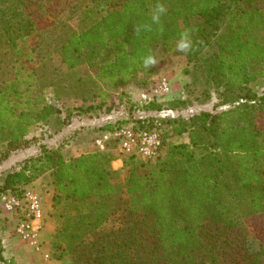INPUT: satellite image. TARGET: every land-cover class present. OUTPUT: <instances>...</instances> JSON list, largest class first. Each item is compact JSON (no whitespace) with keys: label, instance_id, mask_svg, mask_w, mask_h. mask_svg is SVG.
Returning a JSON list of instances; mask_svg holds the SVG:
<instances>
[{"label":"trees","instance_id":"trees-1","mask_svg":"<svg viewBox=\"0 0 264 264\" xmlns=\"http://www.w3.org/2000/svg\"><path fill=\"white\" fill-rule=\"evenodd\" d=\"M87 1L88 25L73 31L55 17L42 23L50 0H0V164L28 147L31 127L61 114L55 99L33 96L35 84L86 67L106 88L125 86L151 74L145 59L171 52L184 33L190 88L200 97L191 105L170 100L168 109L228 108L159 120L189 142L148 169L129 157L123 196L105 153L66 159L46 148L8 172L1 192H20L47 174L57 223L51 246L68 264H264V230L246 222L264 220V86L253 90L264 82V0ZM1 249L0 239V262L11 264Z\"/></svg>","mask_w":264,"mask_h":264},{"label":"rangeland","instance_id":"rangeland-1","mask_svg":"<svg viewBox=\"0 0 264 264\" xmlns=\"http://www.w3.org/2000/svg\"><path fill=\"white\" fill-rule=\"evenodd\" d=\"M42 7L39 17L43 18L41 20L43 24L47 23L45 18L55 17L60 23L65 25L63 26L64 29L80 31L88 25V15L85 16L84 14L85 10L90 7L87 0H50V3L47 2ZM94 17L97 18L95 13ZM46 26H39L38 31L42 30L40 28ZM52 57L53 60L51 63L54 67H59V57L57 55H53ZM155 61L151 74H139L136 80L130 84L112 89L106 88L96 80L91 74V71L86 67L73 70L65 69L59 75L52 74L51 81H44L42 79L43 81L40 84H35L32 92L34 94L33 96H42L45 100L55 99L61 108V114L57 119L49 120L48 123L36 124L31 127L26 136L28 147L10 153L7 160L11 157H18L14 162L4 165L3 161L0 164V188L2 186V179L8 172L18 169L23 161L39 155L43 148L58 150L66 159L94 151H101L112 160L111 167L118 175L117 190L123 196L124 180L128 177V168L126 167L128 163L127 159L130 156L120 154L118 145L112 141L105 142L100 146L96 144V141L100 139L99 137L102 133L108 132L104 130L105 126H113L109 130L112 131L117 126L116 123L123 124L127 123V121L138 123L145 122L149 119H153L152 123L156 121L160 123L159 120L165 118L183 117L187 119L202 111L220 112L228 108V106H222L213 109L212 103H209L205 105L194 104L180 112L169 110L170 103L168 101L170 100L185 98V101L191 105L199 99V94L196 95V92H192L194 90L190 88L193 86L191 78L192 65L187 63L183 56V51L178 50L177 47L169 53H158ZM35 62L33 65L36 68L40 62ZM160 77L167 80L170 86V94L164 98L162 103H157L161 105V111H143V107L147 105L141 106L138 103L137 90L149 87L153 83V80ZM261 86H264V82L259 81L253 86V90L258 91ZM213 91V88L210 89L212 96L215 95ZM141 113H158L160 115L157 117L148 116L144 120H135L134 115ZM260 125L264 128V121H260ZM161 126L163 133H165L164 137L166 138L162 158L166 157L167 151L171 146L181 143L187 144L189 142L187 134L175 136L172 134V128L169 125L161 124ZM119 157H122V161L119 162L121 163L120 167L112 163ZM144 165L148 169L154 163ZM25 190L39 195L43 203L44 216L46 213V215L48 214L52 218L51 224L54 226V232L49 244L45 247L42 241L39 240V234L34 242H25L18 238L15 234V226L20 215L8 213L4 209L2 200L4 196L11 194L16 197H21ZM51 198L52 187L47 174L40 176L20 192L18 190L17 192L3 194L0 190V225L3 227L0 231V239L2 257L6 263L28 264L19 261L18 263L17 260H14L15 258L7 257L5 253L6 249L3 247L5 232H8L6 235H11V238H16L17 243L14 246L20 254V251L24 250V245L25 247L31 248V250L33 249V252L31 251L32 254L35 252V255L40 257L36 258V260L40 259L47 264L70 263V258L67 255H64L58 261L57 254L59 253L51 246L57 230V223L54 217L51 216ZM246 222L254 224L259 231L264 230V220L260 216L250 218ZM0 264L4 263L0 262Z\"/></svg>","mask_w":264,"mask_h":264},{"label":"built area","instance_id":"built-area-1","mask_svg":"<svg viewBox=\"0 0 264 264\" xmlns=\"http://www.w3.org/2000/svg\"><path fill=\"white\" fill-rule=\"evenodd\" d=\"M168 94L170 86L165 78L160 77L153 80L149 87L137 90V101L141 106L162 103ZM144 125L138 127L133 122L120 124L112 131L102 133L96 144L100 146L112 141L118 145L119 153L123 156H132L144 164H152L162 158L166 142L165 133L157 121L151 125ZM121 158L112 163L121 162ZM2 200L6 212L20 215L15 226L16 236L25 242H34L44 220V208L39 195L25 190L21 197L9 194Z\"/></svg>","mask_w":264,"mask_h":264},{"label":"crops","instance_id":"crops-1","mask_svg":"<svg viewBox=\"0 0 264 264\" xmlns=\"http://www.w3.org/2000/svg\"><path fill=\"white\" fill-rule=\"evenodd\" d=\"M18 157H11L8 160L4 161L7 162L9 161V164L14 162ZM114 165H118V167H120V163L119 162H115ZM52 218H50V216L45 213L44 216V220L42 222L41 225V229L39 232V240L42 241V243L44 244V247L49 244V241L52 238V234L54 232V226L51 224ZM8 234V232H5V237L3 238V247L6 249V255L7 257H11V258H15L14 260H17V262H26L28 264H47L45 262H42V260H36V258H40L39 256L32 254L33 249L31 250V248L25 247L23 245L24 250L20 251L21 254L18 252V249L15 248V244L17 243L16 238H11V235H6ZM32 251V252H31ZM31 252V253H30ZM14 256V257H13ZM24 256V257H22ZM35 256V257H34ZM6 258V257H5ZM18 262V263H19ZM57 263V262H56ZM51 264V263H48Z\"/></svg>","mask_w":264,"mask_h":264},{"label":"clouds","instance_id":"clouds-1","mask_svg":"<svg viewBox=\"0 0 264 264\" xmlns=\"http://www.w3.org/2000/svg\"><path fill=\"white\" fill-rule=\"evenodd\" d=\"M160 12H163V8H159L157 10V14L153 15V20L154 21L158 20V18H159L158 13H160ZM176 46H177V49L180 50V51H187L190 48L191 40H190V38H189L187 33H184V34L181 35V37L178 40ZM155 62L156 61L151 56H149V57H147L145 59V65L146 66L147 65H153V64H155Z\"/></svg>","mask_w":264,"mask_h":264},{"label":"water","instance_id":"water-1","mask_svg":"<svg viewBox=\"0 0 264 264\" xmlns=\"http://www.w3.org/2000/svg\"><path fill=\"white\" fill-rule=\"evenodd\" d=\"M160 114L158 113H141L139 115H134V119L135 120H144L146 118H148V116H152V117H157Z\"/></svg>","mask_w":264,"mask_h":264},{"label":"bare ground","instance_id":"bare-ground-1","mask_svg":"<svg viewBox=\"0 0 264 264\" xmlns=\"http://www.w3.org/2000/svg\"><path fill=\"white\" fill-rule=\"evenodd\" d=\"M7 164H9V161H7V162H4V165H7Z\"/></svg>","mask_w":264,"mask_h":264}]
</instances>
